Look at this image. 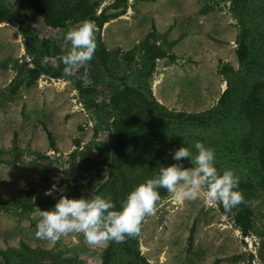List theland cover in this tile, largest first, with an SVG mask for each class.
<instances>
[{
  "label": "rangeland",
  "instance_id": "rangeland-1",
  "mask_svg": "<svg viewBox=\"0 0 264 264\" xmlns=\"http://www.w3.org/2000/svg\"><path fill=\"white\" fill-rule=\"evenodd\" d=\"M99 1L98 12L117 0ZM0 4L19 10L38 41L49 40L50 48L41 58L43 64L64 66L61 57L70 45L64 40L63 30L46 27L17 0H0ZM229 4L228 0H127L119 9H107L109 18L101 31L102 41L110 52L126 51L155 29L175 59L157 61L148 80L153 97L173 111L202 112L215 106L226 88L220 63L238 67L236 20ZM250 7L248 23L264 28V0ZM22 61L28 62L29 58L18 24L0 23V150L17 147L22 159L38 167L0 162V200L19 198L31 207L26 214L0 211V251L19 248L23 243L31 249L63 252L73 264H100L105 244L90 245L82 233H69L55 242L41 240L35 236L36 226L41 210H46L42 205L45 199L72 197L76 189H83L90 181L94 185L106 181L105 166L91 172L78 168L81 154L90 143L92 146L108 140L109 121L100 124V116L107 117L103 102L120 78L134 85L144 86V82L133 63L126 65L117 60L111 63L110 73L101 69L90 76L86 68L82 71L80 67L70 77L40 74L30 86L22 85L13 92ZM77 77L95 85L91 101L98 108L85 106V100L90 99L75 88ZM47 132L51 133L54 148L50 147ZM87 157L100 160L95 150ZM183 163L185 166L187 160ZM218 204L204 197L177 201L170 193L158 201L157 213L145 217L137 234L138 249L147 264H260L264 192H259L252 203L253 229L246 236L231 216L220 212Z\"/></svg>",
  "mask_w": 264,
  "mask_h": 264
},
{
  "label": "trees",
  "instance_id": "trees-1",
  "mask_svg": "<svg viewBox=\"0 0 264 264\" xmlns=\"http://www.w3.org/2000/svg\"><path fill=\"white\" fill-rule=\"evenodd\" d=\"M26 4L42 23L50 29L64 32L78 22L90 19L96 25L97 49L86 68L89 75L101 69L109 72L113 61L121 60L128 65L133 63L144 86L126 82L120 78L108 94L104 103L107 117L100 116V124L107 125V141H99L81 154L82 163L78 168L91 172L105 166L106 181L94 185L88 182L83 189H76L72 197H87L89 194L110 195L119 208L126 194L137 184L151 178L160 165L175 163L171 153L178 147L186 146L187 141L201 140L211 146L216 153L218 169H232L239 177V190L245 200L230 211H225L219 203L222 214L232 217L243 236L253 229L252 203L259 192H264V30L262 25L252 26L248 23L251 5L257 0H228L229 10L236 20L237 36L235 38V55L238 67L229 63H220L219 71L226 88L218 103L202 112L187 113L173 111L157 102L149 87L156 63L160 59L174 60L165 41H160L155 29L151 31L132 49L110 52L105 47L101 31L108 21L107 9H119L127 0H117L99 12V0H17ZM18 24V31L24 39L25 54L29 61H22L18 67L17 78L12 91L20 86H30L40 74L51 78L63 77V67H52L43 64L41 58L50 48L47 38L40 41L31 25L24 20L19 10H12L0 4V23ZM30 65V66H29ZM111 75V74H110ZM94 80V78H89ZM77 77L75 88L85 100L87 108H98L91 100L96 92L95 85L85 84ZM109 117V118H108ZM106 119V120H104ZM49 144L54 148L50 132H47ZM93 143V142H92ZM75 145H79V141ZM95 150L100 160H93L87 154ZM187 160V159H186ZM0 162L18 164L20 167L37 169L34 162L22 159V152L17 147L11 150H0ZM189 166V162L185 164ZM73 164L69 168L72 169ZM125 172H129L128 177ZM45 181V178L43 179ZM117 181L120 184H117ZM162 200L168 192L159 189ZM159 200V201H160ZM54 199L42 202L46 210L51 208ZM30 205L19 198L0 200V211L26 214ZM259 248L260 264H264V231L261 234ZM147 264L138 249L137 235L128 237L122 243L108 242L101 255L100 264ZM0 264H73L63 252L55 250L31 249L25 244L19 248H8L0 251Z\"/></svg>",
  "mask_w": 264,
  "mask_h": 264
},
{
  "label": "clouds",
  "instance_id": "clouds-1",
  "mask_svg": "<svg viewBox=\"0 0 264 264\" xmlns=\"http://www.w3.org/2000/svg\"><path fill=\"white\" fill-rule=\"evenodd\" d=\"M64 40L70 47L61 57L63 75L70 77L74 69L86 66L95 54L94 21L85 19L70 26ZM171 155L175 163L160 165L151 178L126 194L119 208L110 195H61L51 208L41 210L35 236L55 242L69 233H82L90 245L122 243L126 238L139 234L146 216L157 213L161 188L177 201L204 197L210 203H220L225 211L244 202L238 175L230 168H217L216 153L211 146L201 140L187 141L186 146L176 148ZM184 159L189 166H184Z\"/></svg>",
  "mask_w": 264,
  "mask_h": 264
}]
</instances>
